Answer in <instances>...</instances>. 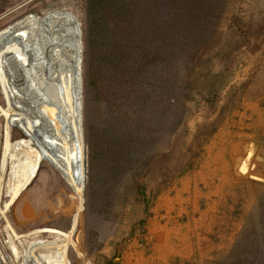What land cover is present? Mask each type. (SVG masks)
<instances>
[{
  "label": "rangeland",
  "instance_id": "obj_1",
  "mask_svg": "<svg viewBox=\"0 0 264 264\" xmlns=\"http://www.w3.org/2000/svg\"><path fill=\"white\" fill-rule=\"evenodd\" d=\"M89 1L0 0V30L27 14L42 15L52 9H71L82 28L86 172L80 224L67 244L71 264H234L237 259L260 264L264 257V0H217L216 12L202 16L201 26L192 24L179 45L175 74L180 110L150 167L147 182L155 199L148 213L132 196L125 198L121 187L109 201L104 198V206L96 211L88 208L92 137L108 117L130 109L119 80L108 73V54L97 39L101 29L95 27L97 16ZM5 100L0 93V105L9 107ZM22 127L12 120L10 145L29 139ZM6 128L7 118L0 111V164ZM35 139L20 147L28 159H32L30 147L43 145L39 137ZM13 159L14 155L8 158V178ZM48 163L46 157L41 159L35 180L27 186L34 198L32 207L39 213L35 222L19 217L22 202L12 208L11 222L20 235L46 227L68 232L72 227L78 211L74 200L50 209L47 189L36 181L48 177ZM6 200L5 192L2 205ZM1 219L0 241L17 263ZM168 232L176 251L164 257L158 252L159 234ZM31 235L25 240L31 241ZM63 237L60 243L65 242ZM47 238L54 234L41 233L40 239Z\"/></svg>",
  "mask_w": 264,
  "mask_h": 264
},
{
  "label": "trees",
  "instance_id": "obj_2",
  "mask_svg": "<svg viewBox=\"0 0 264 264\" xmlns=\"http://www.w3.org/2000/svg\"><path fill=\"white\" fill-rule=\"evenodd\" d=\"M218 3L217 0L89 1L97 16L95 27L101 29L97 39L108 54V73L119 80L122 95L130 99L129 111L108 117L92 137L87 181L91 211L104 206V198L109 201L113 191L121 187L125 198L132 196L150 212L155 195L149 189L147 177L180 110L175 74L179 45L189 35L191 25L201 26L202 16L216 12ZM109 14L112 16L107 18ZM163 72L168 80L163 78ZM192 164L190 160L189 166ZM239 263L254 264L245 259H237L234 264ZM260 264H264V257Z\"/></svg>",
  "mask_w": 264,
  "mask_h": 264
},
{
  "label": "bare ground",
  "instance_id": "obj_3",
  "mask_svg": "<svg viewBox=\"0 0 264 264\" xmlns=\"http://www.w3.org/2000/svg\"><path fill=\"white\" fill-rule=\"evenodd\" d=\"M42 15L29 16L31 26L41 22ZM53 24V20L48 21V26ZM10 33V24L0 30V92L9 105V107L0 105L1 114L7 118L5 150L0 164V216L2 217L1 223H3V220L6 222L9 231L8 243L18 261L13 263L10 260L8 250L4 243L0 241V264H71L67 254V244L68 241L73 240L72 235L77 231L80 224L79 210L83 206L86 172L84 161L85 136L82 127V96L80 97L79 114L78 105L72 92L74 77L72 72L68 71L61 74L63 93L59 94L58 90H55L54 95L51 97L53 105L47 102L45 105L40 106L39 117L23 113L20 108L21 98L17 89L11 85L6 77L4 66L5 61L8 63L6 59L8 53L14 54V59L18 64L29 65L27 64L29 57L23 51V44L29 39L30 35H28V27L20 28L18 30L19 37L14 39H10L12 36ZM81 65L82 61L80 67ZM15 66L14 63H8V67L12 70H16ZM26 72L31 75L33 83V66L26 69ZM59 95H61V98ZM11 108L17 114H13V111H10ZM13 119L22 124V128L29 133V139L21 138L10 145L11 131L9 127ZM36 136L43 142V145L39 148L30 147L32 159H28L23 155L20 147L25 143L29 144L32 140H36ZM13 155L15 159L12 161V172L8 178L6 177L8 158ZM44 157L49 162V166L46 167L48 177L42 176L36 181L47 189L48 208L53 209L55 205H60V202L68 205L69 200L73 199L78 211L74 215L72 227L68 232L46 227L36 229L25 236L20 235L11 222L12 208L22 202L23 208L19 210V217L35 222L36 215H39V213L37 207H34L35 209L32 207L34 198L27 191V186L35 180L34 178L40 169V161ZM6 182L7 187L5 189ZM5 192L7 200L2 205ZM44 232L54 234V238L40 239L41 233L44 234ZM31 234L34 238L31 241L30 238L25 240ZM61 237L65 238L64 243H60ZM77 259L81 260V256Z\"/></svg>",
  "mask_w": 264,
  "mask_h": 264
},
{
  "label": "water",
  "instance_id": "obj_4",
  "mask_svg": "<svg viewBox=\"0 0 264 264\" xmlns=\"http://www.w3.org/2000/svg\"><path fill=\"white\" fill-rule=\"evenodd\" d=\"M31 15L34 14H27L10 24V34H12L10 39L19 37L18 30L20 28L28 27V35L30 36L23 44V51L29 57L27 62L29 65L18 64L14 59V54L8 53L6 59L8 63L16 64V70L8 67L6 61L4 66L6 77L11 85L17 89L21 98V111L29 116L39 117L40 106L47 102L53 105L51 97L55 90H58L59 94L63 93L61 74L70 71L74 77L72 83L73 97L80 114V97L82 96L80 63L83 58L82 28L79 19L71 10L54 9L43 14L42 21L37 25L31 26L28 19ZM50 20H53L52 26H48ZM31 66L34 68L33 83L31 75L26 72V69ZM59 97L61 98V95ZM24 133L26 136L29 135L27 132Z\"/></svg>",
  "mask_w": 264,
  "mask_h": 264
},
{
  "label": "crops",
  "instance_id": "obj_5",
  "mask_svg": "<svg viewBox=\"0 0 264 264\" xmlns=\"http://www.w3.org/2000/svg\"><path fill=\"white\" fill-rule=\"evenodd\" d=\"M170 235L168 233H160L159 234V243H158V252L162 254L164 257L167 253L175 252L176 248L170 242ZM161 255V256H162Z\"/></svg>",
  "mask_w": 264,
  "mask_h": 264
}]
</instances>
